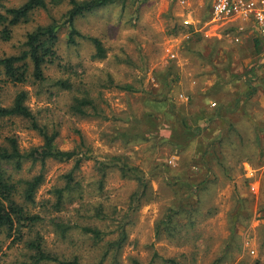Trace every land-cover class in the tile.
I'll return each mask as SVG.
<instances>
[{"label": "rangeland", "instance_id": "1", "mask_svg": "<svg viewBox=\"0 0 264 264\" xmlns=\"http://www.w3.org/2000/svg\"><path fill=\"white\" fill-rule=\"evenodd\" d=\"M23 2L4 0L0 13ZM68 9L63 0L31 12L11 28L9 41L0 39V58L19 54L28 33L52 19L61 23ZM74 27L98 39L105 57L93 58L89 39L68 45L62 28V68H46L43 85H4L0 77L3 105L27 91L26 104L39 125L57 132V149L86 158L73 173L82 200L60 213L43 210L41 203L54 202L51 188L62 186L61 176L75 162H45V181L30 205L34 215L43 212L45 222L35 232L44 250L96 264L105 245H93L74 224H92L87 209L101 205L107 233L119 221L126 224L118 264H264V42L254 44L252 24L214 21L210 0H113L76 18ZM57 79L76 89L52 86ZM82 92L99 117L71 113L73 97ZM7 137L22 153L42 144L21 119L0 122V144ZM218 141L225 146L220 151ZM112 156L141 172L144 192L137 180L102 167ZM9 170L16 180L29 179L41 165L25 161L19 171ZM167 217L179 230L175 236L162 227ZM51 222L70 227L62 237ZM33 236L19 242L0 232V264L29 262L25 241ZM102 264L115 261L108 256Z\"/></svg>", "mask_w": 264, "mask_h": 264}, {"label": "trees", "instance_id": "2", "mask_svg": "<svg viewBox=\"0 0 264 264\" xmlns=\"http://www.w3.org/2000/svg\"><path fill=\"white\" fill-rule=\"evenodd\" d=\"M4 0H0L2 2ZM21 6L17 8L5 9L0 13V39L7 42L11 39V28L27 21L31 12L36 10L48 11L50 6L60 4L63 0H23ZM113 0H68L69 9L62 17V22L57 23L52 19L51 23L46 26H37L33 31L27 34L26 41L23 45V50L13 56L0 58V77L3 79V84L10 83L14 86L26 85H43L46 82L45 69L50 66L61 67L58 58V45L60 41V30L66 28L68 45L76 43V39H89L95 47L94 59H102L105 57V49L101 42L95 38H88L81 35L74 27V21L78 17H83L88 13L98 10L112 3ZM254 44L260 46L262 44L259 38H255ZM52 86L60 90L72 93L76 86L68 79L53 80L50 83ZM28 100V92L25 90L18 91L10 105H3L0 101V122L8 119H21L28 123L30 129L34 130L42 138V144L32 148L27 153H22L17 145V141L12 137H7L3 144H0V232H5L7 238L14 236L16 241H24L25 234L34 233L32 239L25 241L26 248L30 251L29 262L21 264H81L77 257L72 260H62L56 255L46 252L43 248V237L39 232H35L38 225L43 224V212L33 214L30 205L35 204V194L39 187L44 183V165L47 160L56 162H68L74 160L73 170L61 176L62 186H54L50 190V194L54 198V202L46 200L42 202V209L60 213L68 206L81 201L82 186L80 181H77L73 175L74 170H77L81 163L86 158H76L75 151H61L57 149L55 141L57 132L39 125L36 114L26 104ZM216 105V104H214ZM71 113L77 117H88L96 115L99 117L90 97L82 92L81 96H74L72 104L69 105ZM216 107V106H215ZM87 109L93 111L90 113ZM217 144V147H216ZM218 151L225 148L223 141L214 143ZM30 161L33 164H40L41 170L38 174L29 179H14L9 171L12 168L19 171L23 162ZM107 164L102 163V167L107 169H116L122 176L130 177L137 180L143 192L147 189L145 180L141 172L135 167H131L121 161L119 156H112L107 160ZM204 163V161H203ZM9 169H5V167ZM221 168L224 170V165ZM104 175V174H103ZM102 175V177H103ZM225 176L224 174H222ZM215 178V177H214ZM210 182V181H207ZM211 182L215 183V181ZM78 193V195H73ZM66 197H69L66 201ZM90 213L89 219L93 220L92 224H77L83 237L92 240L93 245L104 244L102 253L96 264H102L108 256L118 264L120 250L124 245L127 237L126 224L119 221L115 232L107 233L105 222L107 221L106 214L101 205L94 209H87ZM174 215V214H173ZM173 219V216H171ZM170 218L167 221L161 222L162 227L170 234L178 233V229ZM55 230L63 237L66 229L70 227L63 223L51 222ZM160 224V223H159ZM158 224V225H159ZM158 225L156 226L158 228ZM105 227V229H104ZM116 234V238L105 241L107 234ZM13 240V241H14ZM137 264V262H136Z\"/></svg>", "mask_w": 264, "mask_h": 264}, {"label": "built area", "instance_id": "3", "mask_svg": "<svg viewBox=\"0 0 264 264\" xmlns=\"http://www.w3.org/2000/svg\"><path fill=\"white\" fill-rule=\"evenodd\" d=\"M210 4L214 21L250 23L264 42V0H210Z\"/></svg>", "mask_w": 264, "mask_h": 264}, {"label": "crops", "instance_id": "4", "mask_svg": "<svg viewBox=\"0 0 264 264\" xmlns=\"http://www.w3.org/2000/svg\"><path fill=\"white\" fill-rule=\"evenodd\" d=\"M257 35V34H256ZM256 38H259L260 40H261V42H263V40L257 35V37Z\"/></svg>", "mask_w": 264, "mask_h": 264}]
</instances>
